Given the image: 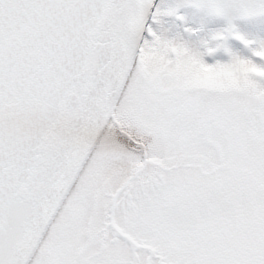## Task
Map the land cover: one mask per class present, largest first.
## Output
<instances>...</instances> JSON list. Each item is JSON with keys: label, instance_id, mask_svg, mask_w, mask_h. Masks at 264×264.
Wrapping results in <instances>:
<instances>
[{"label": "snow or ice", "instance_id": "obj_1", "mask_svg": "<svg viewBox=\"0 0 264 264\" xmlns=\"http://www.w3.org/2000/svg\"><path fill=\"white\" fill-rule=\"evenodd\" d=\"M0 264H264V0H0Z\"/></svg>", "mask_w": 264, "mask_h": 264}]
</instances>
